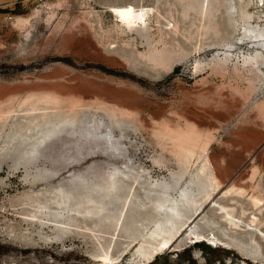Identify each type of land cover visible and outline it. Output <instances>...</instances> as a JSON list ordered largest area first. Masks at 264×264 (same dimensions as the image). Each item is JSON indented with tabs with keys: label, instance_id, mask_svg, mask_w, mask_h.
I'll list each match as a JSON object with an SVG mask.
<instances>
[{
	"label": "rangeland",
	"instance_id": "obj_1",
	"mask_svg": "<svg viewBox=\"0 0 264 264\" xmlns=\"http://www.w3.org/2000/svg\"><path fill=\"white\" fill-rule=\"evenodd\" d=\"M132 3L143 26L113 12ZM252 190L264 0H0V264H264ZM198 209L205 235L157 249Z\"/></svg>",
	"mask_w": 264,
	"mask_h": 264
},
{
	"label": "bare ground",
	"instance_id": "obj_2",
	"mask_svg": "<svg viewBox=\"0 0 264 264\" xmlns=\"http://www.w3.org/2000/svg\"><path fill=\"white\" fill-rule=\"evenodd\" d=\"M131 4V3H130ZM133 4V3H132ZM142 4V3H141ZM136 5V4H135ZM131 10V11H128V10ZM150 10H151V7L150 6H146V5H140V6H134V4L133 5H125V4H116V5H113V12L115 13V16L117 17V19L119 20V22L123 25V26H125V27H127V28H130V27H132V26H134V25H141V26H143L144 24H146V18H147V16H148V13L150 12ZM255 34V35H254ZM256 36V33H253L252 34V37H255ZM221 68V67H220ZM49 93H47V95H48ZM52 95V93L50 94V96ZM54 95H56V94H54ZM53 95V96H54ZM43 96H45L44 94H43ZM52 96V97H53ZM42 97V96H41ZM47 97V96H46ZM45 97V98H46ZM48 97H49V95H48ZM56 97V96H55ZM54 97V98H55ZM54 98L53 99H51V100H54ZM37 99H38V97H37ZM40 99H42V98H40ZM40 99H38V100H36V101H40ZM48 99V98H47ZM46 99V100H47ZM56 99H58V100H60L61 98H58V96H57V98ZM28 100H30L31 102H33L31 99H27V101ZM50 100V101H51ZM30 101H28V102H30ZM27 102V103H28ZM43 102H44V99H43ZM55 102V101H54ZM57 102V101H56ZM58 102H60V101H58ZM53 103V102H52ZM53 104H55V103H53ZM32 105H34V104H32ZM58 105H59V103H58ZM114 112H116V113H121V114H125V115H130L131 114V112L133 113L134 111H129L128 109H126V108H122V107H117V106H111L110 107ZM120 114V115H121ZM134 114V113H133ZM132 115V114H131ZM186 132V131H185ZM184 132V133H185ZM192 132H193V130H192ZM194 132H196V130H194ZM171 134V133H170ZM180 134V133H179ZM183 134V133H182ZM196 134V133H195ZM191 135V134H190ZM198 135H199V133H198ZM89 137H91V135H88ZM93 136V135H92ZM168 137V136H167ZM184 137V136H183ZM201 138H202V135L200 136ZM205 137V136H204ZM166 138V137H165ZM170 138V137H169ZM201 138H200V141H201ZM193 140V139H192ZM203 140V139H202ZM205 140H207V139H205ZM209 140H211V138L209 139ZM252 141V140H251ZM202 143V142H201ZM183 144V143H182ZM185 145H187V144H185ZM192 145V144H191ZM182 146V145H181ZM188 146H189V144H188ZM192 146H194V145H192ZM202 147H203V145H201ZM185 147V146H184ZM196 147V146H195ZM190 148V147H189ZM192 148V147H191ZM181 149V148H180ZM184 149V148H183ZM182 149V150H183ZM198 149V148H197ZM181 150V151H182ZM186 150V149H185ZM199 151V150H198ZM179 152V151H178ZM184 152V151H183ZM186 152H188L187 150H186ZM192 152V151H191ZM190 152V153H191ZM189 153V154H190ZM184 154V153H183ZM188 154V153H187ZM188 154V155H189ZM192 154V153H191ZM193 154H195V153H193ZM192 154V155H193ZM197 154V153H196ZM211 154V153H210ZM206 155H207V153H206ZM179 156V155H178ZM183 156V155H182ZM181 156V157H182ZM197 156V155H196ZM180 157V158H181ZM186 157V156H185ZM184 157V158H185ZM195 157V156H194ZM206 157V156H205ZM188 158H190V157H187V159ZM197 158V157H196ZM71 160V159H70ZM186 160V159H185ZM208 160H209V162H210V164H209V166H211L212 168H211V172H210V176H211V178H209V179H211V187H210V189L207 191V196H205V197H207V199H208V197H210L218 188H220V186L224 183V181H225V178L226 177H224L223 176V170H222V173H221V167H219L218 166V164H217V162L211 157V156H209V158H208ZM208 162V161H207ZM200 163V162H199ZM229 163V162H228ZM187 164V163H186ZM200 166V165H199ZM230 167V166H229ZM221 168V169H220ZM210 169V168H209ZM226 169H229V168H227L226 167ZM206 171V170H205ZM229 171V170H228ZM207 173V172H206ZM205 173V174H206ZM230 173V172H229ZM228 173V174H229ZM225 174H226V172H225ZM209 175V174H208ZM207 176V175H206ZM226 176H227V174H226ZM208 180V179H207ZM208 182H209V180H208ZM233 185V184H232ZM164 186V187H163ZM181 186V185H180ZM234 186H236V184L234 185ZM162 187L163 188H165L166 190H167V188H168V185L166 184V183H164V185H162ZM165 189H163V190H165ZM232 190V189H231ZM185 191V193H187L186 192V190H184ZM253 191V190H252ZM162 192V191H161ZM238 192L239 193H243L244 191H243V189H239L238 190ZM198 194V193H197ZM250 196H251V198L253 199V201L255 202V203H260L261 201H263L264 200V194H262V193H260V192H252L251 194H250ZM193 200V199H192ZM195 201V200H194ZM206 201V200H205ZM193 204H195V203H193ZM196 204H197V202H196ZM199 204V203H198ZM197 204V205H198ZM183 206V205H182ZM196 206V205H195ZM194 206V207H195ZM203 206V205H202ZM200 207V206H199ZM198 207V208H199ZM178 210V209H177ZM191 210V209H190ZM199 210L200 209H198V210H196V212H194V214H192L190 217H189V219L186 221V222H184V223H181L180 225H174V227H172L171 229H169V232H168V234L167 235H165L162 239H161V241L159 242V246L157 247V249H163V248H166L167 247V245L169 244L170 245V242L174 239V237L176 236V234H178L179 232H181L183 229L184 230H189L190 231V233L192 234V236H191V239L192 238H198V237H201V236H203V235H205L204 233H202V232H198V231H194V230H192V224H191V221H192V219H194L195 217H196V215H197V213L199 212ZM180 214V216H181V213H179ZM178 214V215H179ZM229 214V213H228ZM231 216V215H230ZM229 216V217H230ZM188 226H189V228H188ZM207 237V239H209L210 241H212V242H215L216 241V237L214 236V234H208V236H206ZM205 237V238H206ZM204 238V237H203ZM217 242V241H216ZM168 245V246H169ZM156 249V250H157ZM104 257L105 258H108V255L107 254H104Z\"/></svg>",
	"mask_w": 264,
	"mask_h": 264
},
{
	"label": "water",
	"instance_id": "obj_3",
	"mask_svg": "<svg viewBox=\"0 0 264 264\" xmlns=\"http://www.w3.org/2000/svg\"><path fill=\"white\" fill-rule=\"evenodd\" d=\"M251 33L253 34V32H251ZM256 36H259V34L256 33ZM74 176L76 178H78L79 180H87V177L84 174H82V173L81 174L74 173ZM67 198H68V196L66 194L65 197H64V199H63V201L61 202V200H59L58 203H66L67 202Z\"/></svg>",
	"mask_w": 264,
	"mask_h": 264
},
{
	"label": "snow or ice",
	"instance_id": "obj_4",
	"mask_svg": "<svg viewBox=\"0 0 264 264\" xmlns=\"http://www.w3.org/2000/svg\"><path fill=\"white\" fill-rule=\"evenodd\" d=\"M128 11H131L130 9Z\"/></svg>",
	"mask_w": 264,
	"mask_h": 264
}]
</instances>
